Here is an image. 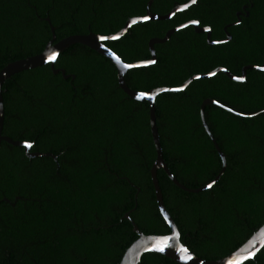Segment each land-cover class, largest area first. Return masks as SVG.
<instances>
[{
    "label": "trees",
    "instance_id": "trees-1",
    "mask_svg": "<svg viewBox=\"0 0 264 264\" xmlns=\"http://www.w3.org/2000/svg\"><path fill=\"white\" fill-rule=\"evenodd\" d=\"M189 0H154L153 13L164 15ZM248 0H198L169 20L132 26L105 44L124 62L151 57L149 41L190 19L212 29V40L225 38L224 26ZM149 0H0V71L10 62L41 53L56 28V41L90 32L109 35L127 20L143 16ZM232 40L209 45L193 26L156 44V63L125 75L137 91L178 87L196 74L218 67L241 76L247 65L264 61V0L250 16L229 28ZM54 74L45 65L12 76L3 84V134L33 143L0 144V264H119L138 238L131 217L145 234L167 235L155 195L151 168L157 153L148 102L131 99L119 86L116 66L95 50L75 44L62 52ZM205 119L227 157V167L211 189L190 193L158 170L164 202L197 256L217 260L242 246L264 224V70H248L244 82L223 72L197 79L181 92L156 98V122L164 159L189 188L210 183L223 163L201 120ZM138 188L140 191H138ZM137 195V198H136ZM140 264H178L146 253ZM264 264V247L254 260Z\"/></svg>",
    "mask_w": 264,
    "mask_h": 264
},
{
    "label": "water",
    "instance_id": "water-1",
    "mask_svg": "<svg viewBox=\"0 0 264 264\" xmlns=\"http://www.w3.org/2000/svg\"><path fill=\"white\" fill-rule=\"evenodd\" d=\"M153 2L154 0H149L145 15L129 18L127 22L125 23V25L122 27V29H120L116 33L109 34V35H101V34L90 32L88 34L71 35L59 41H56V34H55L56 28L52 25L51 19L47 17L45 20L50 24L53 37L47 43L45 49L41 53H38L36 55L28 56L26 58L10 62L0 71V144L4 141L16 147H23L25 149L26 155L31 159L37 158V157H51L55 161H58V156L53 153L32 152L31 151L32 147L28 148L26 146L27 144H31L33 146V143L31 142L22 141V140H14L11 137L3 134L4 120H5V108H4V98H3L2 87L6 80L10 79L12 76L18 73L32 70V69L42 67L48 64L51 65V68L54 74L61 73L65 79H69V78L75 79L76 76L72 74H67L65 69L55 68V63L59 55L62 52H64L66 49L71 47L72 45H75V44L85 45L95 50L99 54L103 55L104 57L108 58L110 61H112V63L117 68L119 86L131 99L149 103L151 132H152V137H153V141H154L156 153H157L156 161L154 162L151 168V178L154 184L156 201H157L159 210L163 218L165 219L166 223L171 229V233L167 235L145 234L139 228V226L134 221V219L131 217V213L133 212L134 209L125 213L123 218L127 219L131 223V225L133 226L134 232L138 235V238L130 245V247L127 248L119 264H140L143 255L146 253L161 254L175 261L178 264H243L248 260H254L256 255L259 253V251L264 247V224L257 231H255L253 235L242 246H240L236 251L229 254L228 256L221 258V259H217V260L203 259L197 256L186 245L182 243L179 227L177 226L174 218L172 217V215L169 213L168 209L166 208L164 197H163V192H162L161 186L159 184V179H158V170L162 169L165 171L168 177L172 180V182L184 191H187L190 193H200L208 189H211V188H208L207 185L210 183L214 185L224 174L226 167H227V157L225 153L222 151L221 147L219 146L216 138L212 134V131L207 124V121L205 119V108L207 105H217L219 107H222L225 110H227L229 107L224 106L223 104L211 98L205 99L203 103L201 104L200 114H201V120H202L203 127L205 128L216 151L218 152L222 160L223 166H222L221 171L218 173V175L207 185L203 187H199V188H189L185 186L184 184H182L175 177V175L172 173L167 163L165 162L163 148H162V144L160 141L158 126L156 122V98L158 95L162 93H166V92H174V93L181 92V91H174L175 89H183L182 91H184L190 85L192 81L197 80L196 77H200V79H206V78L213 77V75H211L212 73L217 74L219 72H223L233 81L244 82L246 80L247 71L248 70L263 71L264 62L261 66L247 65L243 67L241 76L234 75L227 68L218 67L209 73L193 75L192 77L187 79L183 84H181L178 87H158V88L151 89L149 91H137V90L130 88L125 80V75L127 74V72L133 68L146 67V66L153 65L151 61L157 60L155 45L167 42L174 33H176L177 31L183 28H186L188 26H193L197 33H200V34L205 33L207 35V42L209 45H217V44L226 43L232 39L231 35L227 32L228 37L225 40L213 41L211 39L212 29L208 26L202 27L200 26L199 21L193 20V21L183 23L181 25H178L168 30L166 35L163 38H157V37L152 38L148 44L150 55H151L149 59L126 63L123 61V59L118 54H116L111 48H109L105 44V42L107 41H114L118 39L101 40L99 39V37L118 36L120 39L134 25L145 23V22H151V21L169 20L173 18L176 15V13L185 11L189 7L194 5L192 4L191 0H189L185 4L176 5L167 14L160 15V14H156L152 12L151 7H152ZM132 21H135V23H131ZM194 22H198V23H194ZM240 23H241V20L239 19L238 22L227 25L225 27V30L227 31L228 27L233 26V25H238ZM52 56H56V59L52 60L51 59ZM125 65H132V67H125ZM235 77H239L240 79H234ZM142 93L144 94L143 98H140ZM232 113L237 115V113H240V112H236L233 110ZM241 114L242 115H238V116H241V117L253 116V115H246L243 113ZM138 191H140L139 188H138ZM136 198H137V195H136ZM19 199L21 198L17 197L16 201ZM2 201L11 203L13 206L16 205V201L11 202V200L8 198L3 199ZM160 247L164 248L163 252H160L157 250Z\"/></svg>",
    "mask_w": 264,
    "mask_h": 264
},
{
    "label": "flooded vegetation",
    "instance_id": "flooded-vegetation-1",
    "mask_svg": "<svg viewBox=\"0 0 264 264\" xmlns=\"http://www.w3.org/2000/svg\"><path fill=\"white\" fill-rule=\"evenodd\" d=\"M256 1H257V0H248L247 3H243L242 5H240V8H237V9L235 10V17H236V20H235V21H231V22L227 23V24L224 26L225 38H224V39H221V40H213V41H222V40H225V39L228 37L227 32L231 35V33H230V31H229V28H231V27H233V26H235V25L228 27L227 31L225 30V27H226L227 25H230V24H233V23L238 22L239 19L241 20V23H242V21H243L244 18H247V17L250 16V10H251V9H254V7H255V5H256ZM193 20H197V19H190L189 21H193ZM189 21H187V22H189ZM197 21H198V20H197ZM185 23H186V22H185ZM208 27H209V26H208ZM205 35H206V34H205ZM211 35H212V34H211ZM206 37H207V35H206ZM231 37H232V35H231ZM232 38H233V37H232ZM231 40H232V39H231ZM231 40H230V41H231ZM263 62H264V61H263ZM241 74H242V73H241Z\"/></svg>",
    "mask_w": 264,
    "mask_h": 264
},
{
    "label": "snow or ice",
    "instance_id": "snow-or-ice-1",
    "mask_svg": "<svg viewBox=\"0 0 264 264\" xmlns=\"http://www.w3.org/2000/svg\"><path fill=\"white\" fill-rule=\"evenodd\" d=\"M191 2H192V4H195V3H197V0H191ZM131 23H135V21H132ZM194 23H198V22H194ZM99 39H101V40H108V39H119V37L118 36H113V37H108V36H101V37H99ZM51 59L52 60H55L56 59V56H52L51 57ZM151 63H156V61L155 60H153V61H151ZM125 67H132V65H125ZM211 75H216V73H212ZM197 79H200V77H196ZM234 79H240L239 77H235ZM183 89H175L174 91H182ZM143 93L141 94V97L140 98H143ZM227 111H229V112H232L233 111V109L232 108H228L227 109ZM237 115H242L241 113H237ZM28 148H31L32 147V145L31 144H27L26 145ZM207 187L208 188H212L213 187V184L212 183H210V184H208L207 185ZM158 251H160V252H163L164 251V248L163 247H160V248H158L157 249ZM186 251V250H185ZM190 258V257H189Z\"/></svg>",
    "mask_w": 264,
    "mask_h": 264
}]
</instances>
